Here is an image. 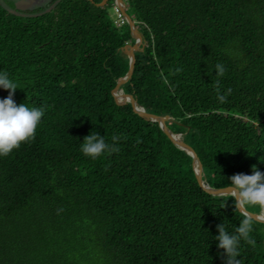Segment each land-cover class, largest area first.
<instances>
[{"label":"trees","instance_id":"obj_1","mask_svg":"<svg viewBox=\"0 0 264 264\" xmlns=\"http://www.w3.org/2000/svg\"><path fill=\"white\" fill-rule=\"evenodd\" d=\"M99 2L0 3V72L18 83L17 105L44 111L35 138L0 156V264H225L217 225L233 234L245 215L198 184L191 156L157 122L114 101L133 39L112 1ZM123 2L143 44L123 93L169 118L207 186L264 173V0ZM216 81L231 89L226 102ZM90 132L118 136L119 151L85 157ZM252 228L255 245L241 240L237 258L264 264V223Z\"/></svg>","mask_w":264,"mask_h":264},{"label":"clouds","instance_id":"obj_2","mask_svg":"<svg viewBox=\"0 0 264 264\" xmlns=\"http://www.w3.org/2000/svg\"><path fill=\"white\" fill-rule=\"evenodd\" d=\"M216 72L223 76L226 69L223 64L217 63ZM0 88L8 91L6 98L0 99V156H7L13 150L18 149L21 144L30 142L35 138L37 127L44 115V111L38 107L29 108L25 103L17 105L13 94L19 85L9 78L7 72H0ZM231 89L227 90L230 93ZM227 93L220 91L219 81H216V94L220 102H226ZM113 144H109L97 132H90L81 143V152L85 157L96 159L105 152H118L115 143L118 136L112 137ZM230 184L226 191L235 201L234 208L244 209L245 206H258L264 211V173L252 168V174H234L230 178ZM253 217L245 214L244 219L235 232L230 234L226 231L224 223L217 225L218 241L217 247L223 250L226 256L225 264H242L239 257V245L241 240L249 245H255V240L250 237L252 232Z\"/></svg>","mask_w":264,"mask_h":264},{"label":"water","instance_id":"obj_3","mask_svg":"<svg viewBox=\"0 0 264 264\" xmlns=\"http://www.w3.org/2000/svg\"><path fill=\"white\" fill-rule=\"evenodd\" d=\"M105 2H106V0H101V2H99L97 5L103 6L105 4ZM113 4L115 5V7L119 11V13L122 15V17L124 18V20L128 24L130 34H131V38L133 39L132 44L126 43L120 49V51L128 58V69H127V72L125 73V75L117 80V82H116V84L112 90V96H113L114 101L117 104L130 103L132 109L134 110V112L138 113V115L142 116L144 119H147L151 122H157L159 127L168 136V138L171 140V142L176 147H178L181 150H184L188 155L191 156L196 181L204 190H206L208 193H210L212 195H217V196L229 194L226 191V188H224V189L223 188L213 189L204 183V180L202 179V165H201L200 161L198 160L195 152L188 145L183 143V141L180 139V135L173 134L165 126V121L169 120L168 117L156 116V115L145 113L144 109L141 106H138L136 101L133 98H131L129 95H126L123 93V91L121 89V85H123L131 77L132 72H133L134 62H135L134 53L136 51H138L139 49L142 50L143 44H141L142 43L141 38L137 34L136 26L132 22L131 18L125 12V4H124L123 0H113ZM15 9L24 10V9L18 8V5L15 6ZM49 9H47V10H49ZM239 211L241 213H243L244 215L245 214L250 215L253 217V219L259 220V221L264 223V211H262V210H260V212L258 214L246 212L244 209H241Z\"/></svg>","mask_w":264,"mask_h":264},{"label":"rangeland","instance_id":"obj_4","mask_svg":"<svg viewBox=\"0 0 264 264\" xmlns=\"http://www.w3.org/2000/svg\"><path fill=\"white\" fill-rule=\"evenodd\" d=\"M7 1V4H11V2H13V0H6ZM1 4L4 5V7H6V3L4 0H0ZM34 2L30 3V4H24V3H18V8L20 9H33L34 7H36L37 5L36 4H33ZM108 12L110 14V17L113 21H115L116 23V26L119 27L121 25V23H118L120 22L117 17H118V10L117 8L115 7V5L113 4V1L110 3V7L108 8ZM118 23V25H117ZM129 44L130 41L128 42Z\"/></svg>","mask_w":264,"mask_h":264},{"label":"flooded vegetation","instance_id":"obj_5","mask_svg":"<svg viewBox=\"0 0 264 264\" xmlns=\"http://www.w3.org/2000/svg\"><path fill=\"white\" fill-rule=\"evenodd\" d=\"M4 1L6 3V7L9 6V4H7V1L6 0H4ZM111 1H113V0H111ZM32 2H34L33 4H36L37 5L36 7H39V6H44V7L49 6L51 8V7H53V5L57 4L58 0H13V2H11V4L15 8V6L18 3L30 4ZM107 2H108V0H106L105 3H107ZM2 6H4V5H2ZM24 10H31V9H24Z\"/></svg>","mask_w":264,"mask_h":264},{"label":"built area","instance_id":"obj_6","mask_svg":"<svg viewBox=\"0 0 264 264\" xmlns=\"http://www.w3.org/2000/svg\"><path fill=\"white\" fill-rule=\"evenodd\" d=\"M117 19L120 21V22H118V23H122V21H125L124 20V18L122 17V15L118 12V17H117ZM118 23H117V25H118Z\"/></svg>","mask_w":264,"mask_h":264},{"label":"bare ground","instance_id":"obj_7","mask_svg":"<svg viewBox=\"0 0 264 264\" xmlns=\"http://www.w3.org/2000/svg\"><path fill=\"white\" fill-rule=\"evenodd\" d=\"M207 185V184H206Z\"/></svg>","mask_w":264,"mask_h":264},{"label":"crops","instance_id":"obj_8","mask_svg":"<svg viewBox=\"0 0 264 264\" xmlns=\"http://www.w3.org/2000/svg\"><path fill=\"white\" fill-rule=\"evenodd\" d=\"M261 210V209H260Z\"/></svg>","mask_w":264,"mask_h":264}]
</instances>
